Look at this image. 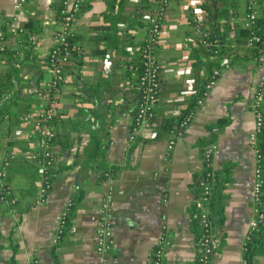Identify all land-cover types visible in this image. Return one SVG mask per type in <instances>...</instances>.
Listing matches in <instances>:
<instances>
[{
  "label": "crops",
  "instance_id": "obj_1",
  "mask_svg": "<svg viewBox=\"0 0 264 264\" xmlns=\"http://www.w3.org/2000/svg\"><path fill=\"white\" fill-rule=\"evenodd\" d=\"M18 1L0 0V26L5 27L4 39L0 31V75L8 70L2 48L19 52L22 59L10 86L0 83V149L11 156L8 183L15 199L13 204L0 202L1 264L12 258L13 264H29L31 259L38 264H97L98 207L108 185L114 191V245L105 264H151L163 222L170 244L161 264H194L197 251L190 213L193 189L204 169L201 141L209 137L207 125L220 119L227 124L216 133L213 143L218 152L211 167L214 199L219 195L224 218L216 227L218 247L210 264H242L253 217L256 165L249 141L254 128L250 103L264 76V59L249 57L247 42H236L245 28L249 0H171L157 48L161 69L154 115L146 126L131 130L141 94L139 50L155 0H80L72 31L75 52L64 70L52 123L57 168L43 202L37 198L42 171L30 156L36 141L27 116L43 99L52 77L46 54L59 28L58 4L25 0L18 6ZM257 1L261 15L264 0ZM29 17L37 33L21 40L26 31L18 30ZM210 17L225 33L229 50L220 56L224 66L203 108L168 153V134L153 139L160 122L191 107L199 82L208 75L206 62L218 55L215 51L208 57L199 51ZM98 139L101 154L93 151ZM100 161L116 166L112 179L99 178ZM78 189L83 196L73 209L69 229L53 244L55 221ZM253 260L264 264V253Z\"/></svg>",
  "mask_w": 264,
  "mask_h": 264
},
{
  "label": "built area",
  "instance_id": "obj_2",
  "mask_svg": "<svg viewBox=\"0 0 264 264\" xmlns=\"http://www.w3.org/2000/svg\"><path fill=\"white\" fill-rule=\"evenodd\" d=\"M25 0H19L18 6H21ZM58 4L57 22L59 28L53 32L55 44L46 54L47 62L52 71V77L46 84L43 92L42 100L37 104L27 116L31 128V136L35 138L36 146L30 153L31 158L36 159L39 163L40 170H43L52 163L53 156V139L55 132L52 128L53 120L56 116L57 94L63 81L64 70L72 57L74 45L70 41L74 23L80 11V0H56ZM171 0H155L146 23V35L139 50V57L142 63V73L138 79L141 89L140 99L136 103V128L147 125V121L153 117L157 94L160 88V63L157 59V48L163 33V21L166 11ZM259 4L257 0H249L246 6L243 26L246 29H252L255 25ZM22 31L20 28L18 32ZM252 33L247 40V44H252ZM260 60L264 59V49L260 55ZM221 73V67H216L210 73L207 81L202 86V93L194 101V106L184 113L178 124L169 131L166 142V150L169 153L175 146L176 142L183 136L185 129L194 120L197 113L201 111L204 101L217 82ZM264 102V76L260 77L255 90L253 99L250 103V110L254 115V128L249 135V141L255 151L256 165L253 170L251 195L253 217L250 222L249 230L255 229L263 222L264 212L261 211V198L263 195L262 185L263 177L260 168V154L256 149L257 135L261 131L263 125V114L261 105ZM133 139V135H130ZM218 152V148L214 143L205 146L201 153L203 162L202 179L200 182L201 196L200 206V225L203 229L202 235L196 241V261L197 264H210L211 258L217 247V236L211 232V226L207 219L208 210L206 204L212 191V181L214 171L211 167L212 159ZM11 156L5 155L0 149V202L4 204H13L14 198L10 196V185L8 183L9 168L11 165ZM108 177L107 173H104ZM110 180V178H107ZM49 184L39 186L37 190V198L39 202H43L48 194ZM72 198L63 206L60 215L55 221L51 232V242L58 243L63 235L67 217L72 207ZM114 191L111 185H108L103 193V197L98 207V228L95 251L97 255V264H105V256L109 253L114 245ZM161 218H166L165 214ZM161 235L151 251V264H161L162 258L167 247L170 244V235L167 233L166 223L161 226ZM248 232L245 239L247 238ZM244 239V240H245ZM244 246V244H243ZM264 253V252H263ZM29 264H38L37 260L31 259ZM242 264H245L243 260Z\"/></svg>",
  "mask_w": 264,
  "mask_h": 264
},
{
  "label": "trees",
  "instance_id": "obj_3",
  "mask_svg": "<svg viewBox=\"0 0 264 264\" xmlns=\"http://www.w3.org/2000/svg\"><path fill=\"white\" fill-rule=\"evenodd\" d=\"M261 15H259V17L257 18L255 25L253 26V28L250 29H246V28H242L241 30H239L238 35L241 37V39L237 40V43H245L247 42L248 38L252 35V44L250 45V51H249V57L253 58L254 60H257L258 62H260V55L264 49V4H262L261 6ZM34 22V19L32 17H29L28 22H26L23 27L21 29H23V31H26L24 33V35L21 37L23 40L24 38H28L29 34L33 35L35 33H37V30L35 28H33L32 24ZM209 28H207L205 32H202L200 39H201V44L199 47V51L205 55V56H212L215 54V51L218 52V55L213 57L211 60L206 62V65L208 67V75L207 77H205L204 79H202L199 84L198 87L196 88V91L193 94L192 97V104L191 107L194 105V101L196 100V98L202 93V86L204 85V83L207 81L210 73L212 72V70L216 67H222L224 66L223 64H220L219 60H220V56L224 55L227 53V51L229 50L228 47V42L226 40V35L225 33H221L219 31V28L217 26L216 20L214 17H210L209 18ZM4 26H0V31H1V38L4 39L5 38V33H4ZM70 41L73 43L72 38L70 39ZM75 52V48L73 50ZM74 52L72 53V56L74 54ZM1 53H2V58L3 61L6 62L8 64V70L3 74L0 75V83L1 86L4 87H8L10 86L9 82L11 81V79L15 76H17L18 73V65L21 62L22 59L19 58L20 53L19 52H12L7 50L6 48H2L1 49ZM200 54V53H199ZM227 56V54H226ZM19 58V59H18ZM233 59L230 60L229 63H233L232 62ZM69 63V62H68ZM227 64V65H228ZM138 66H139V77L142 73V63L139 57L138 60ZM2 97V94L0 93V99ZM190 108H186L179 116H177L176 118H166L163 119L159 126L158 129L154 135L153 139H157L161 136H167V134H169V131L171 129H173L178 122L180 121L182 115L184 113H186L187 111H189ZM262 108V114H263V125L261 127V131L259 132V134L257 135V140H256V149L260 154V168H261V173H262V177H263V185H262V190L264 192V102L261 105ZM1 106H0V111H1ZM152 118H150L147 122L149 123L151 121ZM227 124V120L226 119H220L212 124L207 125V130L209 131V137L204 139L203 141H201V149L211 143L214 142V139L216 137V133L222 129V127H224ZM137 126V122H136V109H133L132 112V127H136ZM56 136V135H55ZM54 136V139H55ZM136 139L138 137H135ZM53 139V142H54ZM94 139V137H93ZM95 148L93 149V151L96 154H101L102 153V147L100 145V140H96L95 144H94ZM55 154H53L52 156V163L47 166L43 172H42V183L41 185L45 186V183L49 184V189L51 187V183L53 181V172L56 170V163H55V158H54ZM98 167L101 168L102 173L100 174L99 178L102 180H105L107 178H113L115 176V171H116V166H108L106 167L105 163L103 162H98ZM104 173L108 174V177L106 175H104ZM202 179V174L200 175L198 181H196L195 183V188L194 190V202L191 208V227H192V232L194 233V241L196 242L199 237L202 235L203 229L201 228L200 225V206L201 203L199 201V197L201 196V187H200V182ZM9 180V177H8ZM213 183H214V178L212 181V191L211 194L209 196L208 202L206 204V208L208 210L207 213V219L210 223L211 226V232L215 235L216 233V227L217 224L219 222L223 221V212H222V201L218 195V197L216 198V200L214 199V191H213ZM40 185V186H41ZM13 190H10V196L13 197L14 196V192H12ZM217 192V191H216ZM83 196V192L82 190H77L74 197H72V207L70 210V214L67 217L66 220V224H65V228L63 231V235L65 234V232L69 229V224H70V220L73 214V209L75 208L76 204L79 202V200L82 198ZM15 203V199L14 202ZM260 209L262 212H264V193L262 195L261 198V205H260ZM62 235V236H63ZM218 247V245H217ZM217 247L215 249V251L217 250ZM15 251V250H14ZM264 252V219L263 222L261 224H259L255 229L250 230L248 232L247 238L244 240V246L242 249V258L245 261V264H254V257L259 254V253H263ZM213 257V256H212ZM14 263V259L12 258L11 261L6 262L4 264H13ZM56 263L58 264L59 262L56 261ZM0 264H1V260H0ZM194 264H197L196 259L194 260Z\"/></svg>",
  "mask_w": 264,
  "mask_h": 264
},
{
  "label": "water",
  "instance_id": "obj_4",
  "mask_svg": "<svg viewBox=\"0 0 264 264\" xmlns=\"http://www.w3.org/2000/svg\"><path fill=\"white\" fill-rule=\"evenodd\" d=\"M132 129V125H131V127H130V130Z\"/></svg>",
  "mask_w": 264,
  "mask_h": 264
}]
</instances>
